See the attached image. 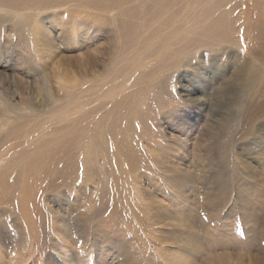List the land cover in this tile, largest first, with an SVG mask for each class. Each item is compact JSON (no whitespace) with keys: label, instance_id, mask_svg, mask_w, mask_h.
<instances>
[{"label":"rangeland","instance_id":"1","mask_svg":"<svg viewBox=\"0 0 264 264\" xmlns=\"http://www.w3.org/2000/svg\"><path fill=\"white\" fill-rule=\"evenodd\" d=\"M263 8L0 0V264H264V96L231 104Z\"/></svg>","mask_w":264,"mask_h":264},{"label":"bare ground","instance_id":"2","mask_svg":"<svg viewBox=\"0 0 264 264\" xmlns=\"http://www.w3.org/2000/svg\"><path fill=\"white\" fill-rule=\"evenodd\" d=\"M54 1V0H53ZM133 1V0H132ZM61 2V1H60ZM129 2V1H128ZM107 3V2H106ZM145 3V2H144ZM110 5H113V4H111V3H109V6ZM115 5L116 4H114V6H113V8L115 7ZM122 5H123V3H122ZM144 5V4H143ZM103 6H104V4H103ZM107 6H108V4H107ZM213 10V9H212ZM215 10H217V9H215ZM208 11H209V9H208ZM133 12V11H132ZM218 12V11H217ZM219 12H221V10L219 9ZM218 12V13H219ZM153 13V12H152ZM151 13V14H152ZM205 13V12H204ZM214 13V12H213ZM259 13V12H258ZM118 14V13H117ZM155 14V13H154ZM215 14H217V13H215ZM214 14V15H215ZM222 12H221V14H220V18H222ZM228 14V12L226 13V14H224V15H227ZM153 15V14H152ZM214 15H213V17H211L210 18V16L208 17V18H210V19H213L214 18ZM219 15V14H218ZM217 15V16H218ZM224 15H223V17H224ZM126 16V15H125ZM199 16V15H198ZM216 16V17H217ZM228 16V15H227ZM127 17V16H126ZM152 17V16H151ZM155 17H157V16H155ZM200 18V17H199ZM218 18V17H217ZM229 18V17H228ZM253 18V17H252ZM210 19H209V21H210ZM226 19V18H225ZM230 19V18H229ZM237 19H238V17H237ZM203 20V19H202ZM204 20H206V19H204ZM220 20V19H219ZM241 20V19H240ZM249 20V19H248ZM214 21V20H213ZM212 21V22H213ZM225 21H227L226 23L229 25V21H231V20H225ZM224 21V22H225ZM208 22V21H207ZM212 22H210V23H208V24H206L205 26L207 27L208 25L210 26L211 24H212ZM218 22V25H220V23H222V22H219V21H217ZM235 22H236V20H235ZM244 22V21H243ZM249 22V21H248ZM255 23H254V25H253V27H250L251 28V30H252V37H251V41L248 43V47H247V50L248 51H250V54H254V58H249L248 60H245V58H244V60L242 61L243 62V64L239 67V70H238V73H240V80H239V84H238V87H239V91H236V92H234L235 94V96H234V99L231 101V104H235V102H233L234 100H239L240 102H242L243 101V99H249V100H255L256 99V97L257 98H259V96H264V91H262V89L264 88V8H263V11L261 12V13H259L258 14V16H257V19H256V21H254ZM194 23V22H193ZM215 23V22H214ZM213 23V24H214ZM212 24V25H213ZM224 24V23H223ZM226 24V25H227ZM235 24V23H234ZM249 24V23H248ZM217 25V26H218ZM240 25V24H239ZM243 25V24H242ZM244 26V25H243ZM242 26V27H243ZM246 26V25H245ZM237 27V26H236ZM241 27V28H242ZM124 28V27H123ZM122 28V29H123ZM218 28V27H217ZM224 28H225V26H224ZM227 28V27H226ZM238 28V27H237ZM245 28V27H244ZM249 28V29H250ZM206 29V32H208L207 31V28H205ZM221 29V28H220ZM229 29H230V26H229ZM202 30V34H203V36H204V29H200V31ZM187 31V30H186ZM200 31L198 32V33H200ZM212 30H210V32H211ZM216 31V30H215ZM235 31V30H234ZM213 32V31H212ZM241 32V31H240ZM239 32V33H240ZM218 33V32H217ZM217 33H215V34H217ZM229 33V32H228ZM236 33V32H235ZM208 34H209V32H208ZM212 34V33H211ZM211 34H209L208 36H210ZM214 33H213V36H212V38L213 37H215L216 35H215ZM230 34V33H229ZM173 35V34H172ZM196 35V34H195ZM182 36V35H181ZM202 36V37H203ZM199 37H201V35L199 36ZM217 37V36H216ZM231 37V36H230ZM207 39V38H206ZM228 39H229V37H228ZM245 39H246V37H245ZM249 39V38H248ZM223 40V39H222ZM227 40V39H226ZM244 40V39H243ZM243 40H242V42H243ZM220 41V43H221V40H219ZM235 41V40H234ZM177 42V41H176ZM196 42H198L197 40H196ZM195 42V43H196ZM223 42H224V40H223ZM226 42V41H225ZM230 42H232V41H230ZM220 43H219V45H220ZM232 44H233V42H232ZM250 44V45H249ZM170 45H171V43H170ZM197 45H198V43H197ZM221 45H223V44H221ZM229 45V44H228ZM230 46V45H229ZM243 48H244V46H242ZM237 48V47H236ZM239 48H240V46H239ZM242 48V49H243ZM166 49V48H165ZM226 50V49H225ZM239 50V49H238ZM165 53H166V56H165V54L163 55L164 57H167V52L165 51ZM162 56V55H161ZM163 57V58H164ZM162 60V59H161ZM245 61H248L246 64H244V62ZM263 73H262V72ZM232 98H233V95H232ZM235 106V108L236 107H238V106H236V105H234ZM239 107H241V105H239ZM255 110L257 111V112H254L253 114V116L251 117V119H254V117L255 116H258V119H256V121L257 122H259V124H260V128H261V126H262V121L264 120V99L262 100V103L260 104V106H256V108H255ZM229 112H230V114H229V116H228V118H227V123H228V125L230 126L231 124H232V122L234 121V118L232 119V115H235V109H232V110H229ZM264 123V122H263ZM227 128H228V126H227ZM74 131V130H73ZM256 131H259V130H257V128H256ZM91 135V134H90ZM89 135V136H90ZM70 136V135H69ZM87 136V135H86ZM92 136H90V139L92 140V142L91 143H96L97 142V140H98V135H94L93 136V138H91ZM86 138H88V137H86ZM89 139V138H88ZM89 139V140H90ZM90 140V141H91ZM93 144V145H94ZM90 145V144H89ZM45 146V145H44ZM59 147H61V146H59ZM96 147V146H95ZM94 147V148H95ZM47 149V148H46ZM90 150L92 149V148H89ZM96 149V148H95ZM94 149V150H95ZM65 150V149H64ZM68 150V149H67ZM45 151V150H44ZM43 151V152H44ZM60 152V151H59ZM88 152V153H87ZM62 153H63V151H62ZM61 152H60V156H62V155H64V154H62ZM86 153L88 154L86 157H85V160L82 162V164L84 165V168H88L89 167V165H93V163H95L94 162V160L92 161V159H93V157H92V153H91V151H86ZM46 155H48L47 153H46ZM50 156H51V154H49ZM54 156H55V154H53ZM66 155V154H65ZM50 156H47V157H49L50 158ZM51 157H53V156H51ZM57 157V156H56ZM55 157V158H56ZM54 158V157H53ZM59 158V157H58ZM61 158V157H60ZM59 158V159H60ZM66 158H67V156H66ZM66 158H65V161H66ZM29 159H30V157H29ZM59 159H57V161L59 160ZM42 160V159H41ZM40 160V161H41ZM43 161V160H42ZM49 161V160H48ZM50 161H52V159L50 160ZM54 161H56V159H54ZM53 162V161H52ZM59 162V161H58ZM28 163V162H27ZM27 163H24V165L25 166H27ZM35 164V162H32L31 163V166H32V168L31 167H27L28 169H26V168H24V169H26V170H30V168L31 169H33V167H34V164ZM51 162H49V164H50ZM54 163V162H53ZM60 163V162H59ZM68 163V162H67ZM45 164H47V163H45ZM56 164V163H55ZM23 165V166H24ZM37 165V164H36ZM35 165V166H36ZM38 165H39V163H38ZM42 166H43V164H41ZM41 165L38 167V168H40L41 170L40 171H38V172H36V173H38V174H40L39 172H41L42 171V168H41ZM60 165V164H59ZM58 165V166H59ZM64 165H66V163L64 162ZM64 165L62 164V167L64 168ZM68 165H70V162L68 163ZM29 166H30V164H29ZM56 166H57V164H56ZM55 166V167H56ZM58 166L56 167V168H58ZM46 167H48V164H47V166ZM51 167V166H50ZM54 167V166H53ZM62 167L60 168V166H59V168L60 169H62ZM69 167V166H68ZM75 167V165L73 166V168ZM76 167H77V165H76ZM22 168V167H21ZM43 168H45V165L43 166ZM49 168V167H48ZM55 168V169H56ZM37 169V168H36ZM75 169V168H74ZM23 170V169H22ZM25 170V171H26ZM45 170V169H44ZM49 170V169H48ZM52 170L54 171V168L52 169L51 168V172H52ZM63 170V169H62ZM62 170L60 171V172H62ZM65 170V169H64ZM59 172V171H58ZM58 172H57V174H58ZM59 172V173H60ZM24 173V172H23ZM22 173V176L24 175ZM52 173H54V172H52ZM56 173V172H55ZM21 174V173H20ZM37 175V174H36ZM44 175H45V173H44ZM38 176H40V175H38ZM48 176V175H47ZM45 177V176H44ZM22 178V177H21ZM25 179H28V178H25ZM25 179H23V180H25ZM36 179V178H35ZM36 180H38V179H36ZM20 181V180H19ZM25 182H27V180H25ZM25 182L24 183H21V185L22 186H24L25 185ZM29 184V183H28ZM33 184V183H32ZM35 184V183H34ZM17 185V184H16ZM36 185V184H35ZM21 187V186H20ZM27 187V186H26ZM25 187V188H26ZM29 187H31V184H30V186ZM35 187V186H34ZM24 188V187H23ZM22 191V190H21ZM23 191H24V189H23ZM25 195V194H24ZM24 195H23V197H24ZM26 196V195H25ZM28 198V197H27ZM24 201V200H23ZM22 201V202H23ZM25 201H28V200H25ZM19 203V202H18ZM20 204V203H19ZM24 204H26V202L24 203ZM21 206V205H20ZM22 206H24L23 204H22Z\"/></svg>","mask_w":264,"mask_h":264}]
</instances>
